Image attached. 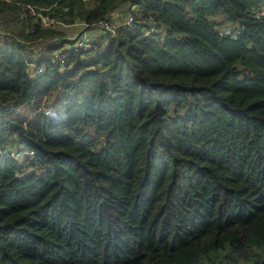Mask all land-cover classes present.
<instances>
[{
  "label": "trees",
  "instance_id": "16d2710c",
  "mask_svg": "<svg viewBox=\"0 0 264 264\" xmlns=\"http://www.w3.org/2000/svg\"><path fill=\"white\" fill-rule=\"evenodd\" d=\"M29 2L141 12L65 64L70 39L49 43L35 73L25 43L65 34L29 28ZM263 5L0 0L21 23L0 46V264H264Z\"/></svg>",
  "mask_w": 264,
  "mask_h": 264
},
{
  "label": "built area",
  "instance_id": "2783aa9c",
  "mask_svg": "<svg viewBox=\"0 0 264 264\" xmlns=\"http://www.w3.org/2000/svg\"><path fill=\"white\" fill-rule=\"evenodd\" d=\"M5 1L11 3L15 0ZM128 7V14L125 15L122 21L115 18L111 14H108L105 16V18L98 19L93 22H79L78 24L81 27L80 30L75 35L68 37L70 41L66 42L64 47L54 50L50 60L52 62L58 60L61 64H65L67 62L68 49H74L75 51H87L93 49L96 46L95 44L101 40L105 34L110 36L118 35L125 25L133 24L136 20V15L141 12V7L138 3L128 4ZM49 8L50 7H42L29 2L27 4H23L21 17L23 18L25 24L29 26V28H33L35 24L42 27H49L55 24H60L62 27H66L68 24H70L68 22H64L59 15L49 14ZM256 14L258 16H264V9H257ZM94 29L100 30L101 34H94L92 32ZM217 30L220 33L231 35L232 38H236L238 33L241 32V29H234L233 27L222 25H217L216 31ZM153 31H157V29H148L145 31V34H150V32ZM29 66L34 69L35 73H41L45 70L43 65H36L33 61L29 63ZM2 152L3 151H1V153ZM24 153H27V151H24ZM29 153L33 152L30 151ZM18 154L19 152L14 151L11 152L9 156L14 157Z\"/></svg>",
  "mask_w": 264,
  "mask_h": 264
},
{
  "label": "crops",
  "instance_id": "0c3cea01",
  "mask_svg": "<svg viewBox=\"0 0 264 264\" xmlns=\"http://www.w3.org/2000/svg\"><path fill=\"white\" fill-rule=\"evenodd\" d=\"M124 6H128V3H123V5H118L117 7H115L114 10L110 11V14L112 16H114L115 18L117 19H120L122 21V14H123V9H124ZM128 9V7H127ZM263 9H264V5H263ZM79 22H82L81 20L79 19H76L75 21L73 22H68L70 24H68L66 27H62L60 24H55V25H52L56 28H60L63 32H64V36H58L56 38H49V39H39L37 41H33V42H30V43H25L26 44V47L28 48L29 50V59L31 61H37V59L40 58V56L45 53L47 47L49 45V43H52V42H59V40L61 39H65L72 35H75L79 30H80V25L78 24ZM51 26V27H52ZM69 28H72L69 30ZM94 34H97V35H100L101 34V31L98 30V29H94L92 31Z\"/></svg>",
  "mask_w": 264,
  "mask_h": 264
},
{
  "label": "rangeland",
  "instance_id": "374dc122",
  "mask_svg": "<svg viewBox=\"0 0 264 264\" xmlns=\"http://www.w3.org/2000/svg\"><path fill=\"white\" fill-rule=\"evenodd\" d=\"M85 3H87V5H90L92 3L93 0H84ZM128 7V6H127ZM126 6H124V9H123V14H122V18L125 17L126 14H128V9H127ZM50 10V9H49ZM48 10V11H49ZM57 15V14H56ZM15 13L14 12H4L2 14H0V46L3 45V41L5 40H12V36L11 34L8 35L6 34V32L9 30V31H13V28L15 29H19L21 23H20V20L19 18H15ZM61 17V16H60ZM62 19V18H61ZM124 19V18H123ZM122 19V20H123ZM63 20V19H62ZM68 22V21H67ZM66 22V23H67ZM72 29V28H69V30ZM8 33V32H7ZM106 34L104 35V41L107 39L106 38ZM56 90H53L50 97H49V103L51 102V100L55 97L56 93H55ZM103 137L100 138V141L98 142L97 144V147L100 148L101 145L103 144ZM33 169V168H32ZM34 170V169H33ZM262 252H264V249H260Z\"/></svg>",
  "mask_w": 264,
  "mask_h": 264
}]
</instances>
